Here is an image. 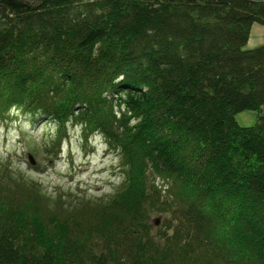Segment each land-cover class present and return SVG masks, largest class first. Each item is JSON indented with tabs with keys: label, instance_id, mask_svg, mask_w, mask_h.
I'll return each instance as SVG.
<instances>
[{
	"label": "trees",
	"instance_id": "trees-1",
	"mask_svg": "<svg viewBox=\"0 0 264 264\" xmlns=\"http://www.w3.org/2000/svg\"><path fill=\"white\" fill-rule=\"evenodd\" d=\"M257 23L264 0H0V117L101 131L126 184L47 220L46 194L0 169V264H264ZM150 179L172 232L153 233Z\"/></svg>",
	"mask_w": 264,
	"mask_h": 264
},
{
	"label": "rangeland",
	"instance_id": "rangeland-1",
	"mask_svg": "<svg viewBox=\"0 0 264 264\" xmlns=\"http://www.w3.org/2000/svg\"><path fill=\"white\" fill-rule=\"evenodd\" d=\"M263 43L264 24L257 23L252 28L248 47ZM235 117L240 125L251 126L258 122L259 114L246 110ZM60 126L51 117L33 119L21 112L0 117V169L8 178L36 184L46 194L47 200L42 197V209L47 220L55 213L68 216L65 210L80 200L92 204L107 201L125 184L122 152L101 131H90L87 135L85 124L73 121L62 124L61 132ZM55 138L59 141L53 142ZM47 147L53 151H47ZM149 184L152 190L147 203L153 233L171 231L173 227L165 223V214L155 210L152 201L156 197L162 201L166 187L159 179L155 182L150 179ZM57 200L66 205L64 210L56 205ZM158 217L161 221L156 226L154 220Z\"/></svg>",
	"mask_w": 264,
	"mask_h": 264
},
{
	"label": "water",
	"instance_id": "water-1",
	"mask_svg": "<svg viewBox=\"0 0 264 264\" xmlns=\"http://www.w3.org/2000/svg\"><path fill=\"white\" fill-rule=\"evenodd\" d=\"M160 221H161V219L158 217V218H156V219L154 220V224H155L156 226H159V225H160Z\"/></svg>",
	"mask_w": 264,
	"mask_h": 264
}]
</instances>
